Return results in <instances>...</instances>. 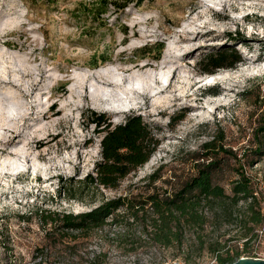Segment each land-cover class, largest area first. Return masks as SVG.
Instances as JSON below:
<instances>
[{
    "label": "rangeland",
    "instance_id": "374dc122",
    "mask_svg": "<svg viewBox=\"0 0 264 264\" xmlns=\"http://www.w3.org/2000/svg\"><path fill=\"white\" fill-rule=\"evenodd\" d=\"M93 1L0 0V264H218L206 249L184 260V250L150 243L137 223L107 218L88 232L61 235L33 211L78 213L101 196H143L157 167L153 185L169 192L194 172L201 143L219 132L239 154L264 106V0H132L122 10L108 5L96 23L85 15ZM223 46L241 60L207 82L201 59ZM89 110L112 125L139 114L157 148L116 189L57 195L61 182L67 186L98 159L100 134ZM237 165L227 159L217 177L227 192ZM243 169L264 196V156ZM219 213L206 211L198 232L228 239L231 254L245 235ZM195 232L185 228L186 238ZM245 247L239 256L249 255ZM258 247L264 250V238Z\"/></svg>",
    "mask_w": 264,
    "mask_h": 264
},
{
    "label": "trees",
    "instance_id": "16d2710c",
    "mask_svg": "<svg viewBox=\"0 0 264 264\" xmlns=\"http://www.w3.org/2000/svg\"><path fill=\"white\" fill-rule=\"evenodd\" d=\"M135 1L138 4L141 0ZM130 2L132 0H94L91 11L85 15L96 23L99 16L107 11L108 5L115 10H122ZM161 49L162 45L156 46V59ZM201 60V71L213 75L218 69L232 68L241 58L232 46H223ZM207 88L212 95L218 93L215 88ZM88 112V122L93 124L95 132L100 134L98 159L83 176H72L67 186L61 182L56 188L57 195L73 198L78 193L87 196L92 189H116L125 177L147 162L157 148L158 139L153 127L139 114L129 113L122 122L112 125L103 113L93 110ZM183 116L184 110L176 118L171 117V120L176 124ZM222 140L219 132L216 137L212 135L210 139L203 141L200 150L192 158L194 172L169 192L158 191L153 185L159 178L157 167L146 177L150 190L143 196H101L98 203L89 210L78 213L50 211L38 207L34 208L33 213L40 223L51 225L52 229L59 231L61 235L68 234V231L88 232L107 223V218H110L109 223L113 224L137 223L141 225L150 243L163 248L173 246L180 252L184 250V260L191 254L200 253L193 251L206 249L214 255L217 263L229 264L238 258L240 252L245 249L246 241L253 237L254 228L261 225L264 219L260 205L264 202V196L256 190L251 178L243 169L244 165L251 167L264 156V106L257 114L255 125L251 129L250 143L239 154L225 147ZM229 158L238 165L231 168L234 176L228 182L227 192L219 184L217 177L221 175ZM238 203L242 206H238ZM120 210L121 212H117ZM206 211L215 217L221 212L223 220L240 227L247 238L242 241L243 248H234L230 254L228 239L220 240V237L216 236L205 238L199 234L198 231L207 222ZM216 224H219V221H216ZM185 228L195 230V235L187 239ZM221 251H224L223 255Z\"/></svg>",
    "mask_w": 264,
    "mask_h": 264
},
{
    "label": "built area",
    "instance_id": "2783aa9c",
    "mask_svg": "<svg viewBox=\"0 0 264 264\" xmlns=\"http://www.w3.org/2000/svg\"><path fill=\"white\" fill-rule=\"evenodd\" d=\"M261 213L264 214V207H263V211H261ZM263 238H264V219H263V222L261 223V225L256 226L254 228L253 237H251L248 241H246L247 238L242 239L243 242L246 241L245 246H248L249 255H240L239 257L246 256V257L264 259V250H261L258 247ZM159 264H187V263L183 260L172 259V260H165Z\"/></svg>",
    "mask_w": 264,
    "mask_h": 264
},
{
    "label": "water",
    "instance_id": "95a60500",
    "mask_svg": "<svg viewBox=\"0 0 264 264\" xmlns=\"http://www.w3.org/2000/svg\"><path fill=\"white\" fill-rule=\"evenodd\" d=\"M229 264H264V259L244 256L238 257L236 260L232 261Z\"/></svg>",
    "mask_w": 264,
    "mask_h": 264
},
{
    "label": "bare ground",
    "instance_id": "6f19581e",
    "mask_svg": "<svg viewBox=\"0 0 264 264\" xmlns=\"http://www.w3.org/2000/svg\"><path fill=\"white\" fill-rule=\"evenodd\" d=\"M163 63H164V62H163ZM152 76H153V75H152ZM212 76H213V75H209L208 78H206V81H207V82H210V81L212 80ZM148 77L151 78L150 75H149ZM153 78H154V77H153ZM156 78H157V77H155V79H156ZM155 79H152L155 83H156V82H159L158 80H155ZM157 79H158V78H157ZM163 83H164V84L166 83V80H165V79H163L162 84H163ZM164 84H163V85H164ZM153 88H154V87H153ZM157 88H158V87H157ZM8 129L11 130L10 127H9Z\"/></svg>",
    "mask_w": 264,
    "mask_h": 264
}]
</instances>
